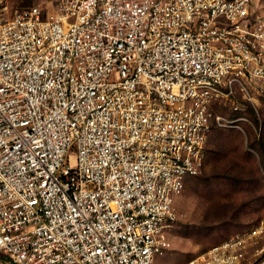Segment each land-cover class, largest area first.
Here are the masks:
<instances>
[{"label":"built area","instance_id":"obj_1","mask_svg":"<svg viewBox=\"0 0 264 264\" xmlns=\"http://www.w3.org/2000/svg\"><path fill=\"white\" fill-rule=\"evenodd\" d=\"M0 0V264H158L213 107L264 92L252 0ZM74 155L73 161L72 156ZM182 264H264L253 225Z\"/></svg>","mask_w":264,"mask_h":264},{"label":"rangeland","instance_id":"obj_2","mask_svg":"<svg viewBox=\"0 0 264 264\" xmlns=\"http://www.w3.org/2000/svg\"><path fill=\"white\" fill-rule=\"evenodd\" d=\"M56 3L8 0L6 16L34 6L53 12ZM252 7L254 15L264 18V0H252ZM213 111L226 120L221 128L225 137L213 135L201 174L187 179L175 198L171 250L156 259L158 264H182L245 228L264 225V92L235 89Z\"/></svg>","mask_w":264,"mask_h":264},{"label":"trees","instance_id":"obj_3","mask_svg":"<svg viewBox=\"0 0 264 264\" xmlns=\"http://www.w3.org/2000/svg\"><path fill=\"white\" fill-rule=\"evenodd\" d=\"M236 117H234V118H232V120L233 119H235ZM254 123L257 125V123H256V121H255V119H254ZM215 133H217L216 135H217V138H224L225 137V133H224V131H223V129H216L214 132H213V134L211 135V137L209 138V141H208V144H207V148H206V152H205V160H206V158H207V155L210 153L209 151V145H210V142H211V140H212V137H213V135L215 134ZM249 136V138H256V136L254 135V134H249L248 135ZM253 142H255L254 140H253ZM205 162V161H204ZM192 179V178H191Z\"/></svg>","mask_w":264,"mask_h":264}]
</instances>
